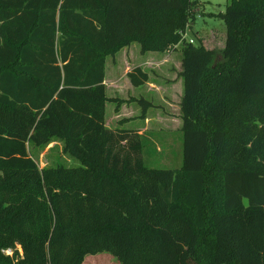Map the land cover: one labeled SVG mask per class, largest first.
<instances>
[{"label": "trees", "instance_id": "1", "mask_svg": "<svg viewBox=\"0 0 264 264\" xmlns=\"http://www.w3.org/2000/svg\"><path fill=\"white\" fill-rule=\"evenodd\" d=\"M195 5L0 0V264H264V0L218 15L221 60L185 39ZM133 43L182 45L180 169L147 167V135L106 127L107 60ZM56 139L77 167L31 157Z\"/></svg>", "mask_w": 264, "mask_h": 264}, {"label": "rangeland", "instance_id": "2", "mask_svg": "<svg viewBox=\"0 0 264 264\" xmlns=\"http://www.w3.org/2000/svg\"><path fill=\"white\" fill-rule=\"evenodd\" d=\"M194 2H196V5L191 11L190 27L186 30L185 39L188 42L192 40L196 46L203 45L207 49L216 50L219 60H221L223 59L222 51L226 44L227 28L225 22L218 15L226 11L231 0H194ZM181 47L180 44L179 49ZM176 48L172 47L168 50L173 53L172 61L169 64L158 69V73L148 72L150 80L166 86L167 81L177 78V72L172 71V68L175 70L181 68L180 61L182 57L179 53L181 51ZM155 58L159 59L161 56ZM113 60L112 58L108 60L109 74H112L113 69H116L112 65ZM118 70L117 68L116 71ZM181 83L183 84L182 80ZM174 89L177 90L178 85ZM174 100H176L175 97ZM112 105V108L117 106L115 103ZM138 106L141 109L140 111L143 112V105L139 104ZM159 112L162 116H170L166 109ZM171 112L176 113L173 110ZM176 128V124H172L170 130L153 132L148 136V139L144 140L143 159L147 167L154 169L181 168L183 163V132L181 128H178L179 130ZM28 149L31 157L40 168L55 167L57 165L77 167L79 165L75 159L65 153L63 141L58 139L45 147H35L29 144ZM87 258L86 264H118L109 254H99ZM94 258L99 260H93Z\"/></svg>", "mask_w": 264, "mask_h": 264}, {"label": "crops", "instance_id": "3", "mask_svg": "<svg viewBox=\"0 0 264 264\" xmlns=\"http://www.w3.org/2000/svg\"><path fill=\"white\" fill-rule=\"evenodd\" d=\"M137 44L133 43L131 46L122 49L115 57L108 58V60L114 59L112 65L116 69L118 68V71L113 69L112 74H109V61L107 60L104 83L107 96L111 101L106 104V127L112 130H134L143 136H150L153 132L170 130L172 124H176V129L182 128L180 117V102L184 92V86L181 83L183 79L180 76L182 58L180 61L181 68H176V70L172 68V71L177 72V78L167 81L166 86L149 79L145 85L134 87L128 77L133 69L140 67L147 73L149 71L158 73V69L169 64L173 56L172 51L142 53L141 45L136 46ZM176 49L181 51L179 45ZM179 53L182 57V52ZM157 56H161V58L156 59ZM177 85L178 89L175 90L174 87ZM140 100H146L152 106L146 112H141L138 106ZM113 103L117 104L114 108H112ZM163 109H166L170 116H162L159 111ZM172 110L176 113L171 112ZM93 260L99 259L94 258Z\"/></svg>", "mask_w": 264, "mask_h": 264}, {"label": "built area", "instance_id": "4", "mask_svg": "<svg viewBox=\"0 0 264 264\" xmlns=\"http://www.w3.org/2000/svg\"><path fill=\"white\" fill-rule=\"evenodd\" d=\"M189 42L193 43V41H192V40H190ZM8 254H10V252H8Z\"/></svg>", "mask_w": 264, "mask_h": 264}]
</instances>
